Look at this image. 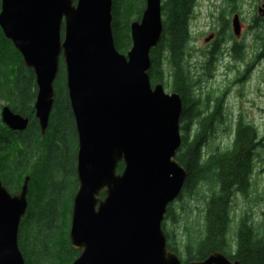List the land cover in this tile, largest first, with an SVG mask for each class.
<instances>
[{"label":"water","instance_id":"water-1","mask_svg":"<svg viewBox=\"0 0 264 264\" xmlns=\"http://www.w3.org/2000/svg\"><path fill=\"white\" fill-rule=\"evenodd\" d=\"M111 6L112 0H0V30L33 72L41 136L61 59L64 65L77 137L68 241L79 255L71 264H183L167 250L162 228L186 178L175 159L182 102L162 84L151 86L147 75L162 34L161 0H144L139 20L130 23L125 55L114 47ZM257 13L264 18V4ZM232 30L240 35L236 15ZM0 118L9 130L28 125L7 106ZM28 182L25 177L11 196L0 181V264H24L17 235ZM186 264L239 263L212 252Z\"/></svg>","mask_w":264,"mask_h":264},{"label":"trees","instance_id":"trees-1","mask_svg":"<svg viewBox=\"0 0 264 264\" xmlns=\"http://www.w3.org/2000/svg\"><path fill=\"white\" fill-rule=\"evenodd\" d=\"M234 4L236 0H226ZM193 0H161L162 34L159 44L149 54L147 71L151 86L162 84L177 93L182 102L179 120L180 146L175 159L186 172L179 197H197L206 189L203 223L186 233L181 256L176 240L165 227V220L177 221L173 203L167 207L162 228L168 251L174 252L183 264L200 261L212 252H221L239 264H264V234L253 228L247 216H241L229 238L230 204L235 194L247 195L252 185L255 164L264 149V137L255 128L239 119L234 126L228 147L205 154L204 148L211 125L220 117L219 102L203 115L199 100L192 96V83L185 67V52L190 40L188 22ZM144 0H112L111 30L115 49L126 54L131 46L130 23L139 20ZM234 6L228 14H231ZM222 27L228 20L220 17ZM254 28L264 31V19L252 18ZM264 58V44L262 43ZM239 47L231 49L238 60ZM213 58V53H211ZM55 99L48 125L41 136L33 116L36 85L33 72L23 64L19 53L0 30V107L29 119L22 133L8 130L0 122V181L9 193L19 191L29 178L27 208L18 228L17 242L24 264H71L79 255L70 247L68 229L73 195L77 188V137L65 88L62 59L54 81ZM192 121H197L194 130ZM191 132V133H190ZM264 153V151H263ZM119 163L117 173L122 171ZM18 193V192H17ZM197 195V196H196ZM175 200V201H176Z\"/></svg>","mask_w":264,"mask_h":264},{"label":"rangeland","instance_id":"rangeland-1","mask_svg":"<svg viewBox=\"0 0 264 264\" xmlns=\"http://www.w3.org/2000/svg\"><path fill=\"white\" fill-rule=\"evenodd\" d=\"M264 0H236L228 4L226 0H193L188 22L190 40L185 52V67L192 83V96L199 100L198 108L203 115L209 113L219 102L220 117L211 125L204 152L228 147L234 134V126L241 119L253 126L259 137H264V58L259 60L246 79L237 81L242 76L251 56L261 52L264 31L254 28L252 18L260 17L257 9ZM234 10L228 14L231 7ZM237 16L240 35L232 30V19ZM228 20L222 27L220 17ZM130 35V34H129ZM213 35L212 39H206ZM240 48L238 60L234 59L231 47ZM215 44V45H214ZM264 44V43H263ZM215 46V48H214ZM214 51L211 58L210 51ZM170 93L169 88L164 89ZM197 121L191 125L194 130ZM191 133V132H190ZM264 149L259 148L255 164L252 185L247 195L237 193L230 204L229 238L234 239V232L241 216H247L253 228L264 234ZM203 193L197 197L182 196L173 203L177 221L165 220L166 229L172 233L179 251L186 253L181 244L185 242L186 233L197 224L203 223L205 208Z\"/></svg>","mask_w":264,"mask_h":264},{"label":"flooded vegetation","instance_id":"flooded-vegetation-1","mask_svg":"<svg viewBox=\"0 0 264 264\" xmlns=\"http://www.w3.org/2000/svg\"><path fill=\"white\" fill-rule=\"evenodd\" d=\"M263 5V4H262ZM261 5V6H262ZM260 8L261 7H259L258 9H257V11L258 10H260ZM261 13V15H262V12H260ZM260 15V17L262 18V19H264L262 16ZM212 37H213V35H211ZM215 45V44H214ZM233 47V46H232ZM232 47H231V49H232ZM214 48H215V46H214ZM211 53H214V51L212 50V51H210ZM211 53H209L210 55H211ZM263 60V54H262V50H261V52H259V53H256V54H254V56H251V61L253 60V62L251 63V64H247L246 65V67H245V69H244V72L242 73V76L240 77V79H238L237 81H243V80H245L246 79V76H247V74L250 72V71H253L254 70V68H255V66L257 65V62L259 61V60ZM54 99H55V97H54ZM4 106H7V105H3V106H1L0 107V111H1V108L2 107H4ZM33 106V105H32ZM8 107V106H7ZM9 108V107H8ZM10 109V108H9ZM53 109V108H52ZM11 110V109H10ZM32 110H33V107H32ZM13 112V111H12ZM14 113V112H13ZM183 113V112H182ZM182 113H181V115H182ZM14 114H16V113H14ZM19 115V114H18ZM21 117H23V118H26V119H28L27 117H25V116H22V115H20ZM33 116H34V110H33ZM34 118H35V116H34ZM35 120H36V118H35ZM0 122H1V118H0ZM36 122H37V120H36ZM194 123V121H192V124ZM1 124H2V122H1ZM38 124V123H37ZM3 126H5L4 124H2ZM28 125H29V119H28ZM28 125H27V127H28ZM6 127V126H5ZM27 127H26V129H27ZM39 127V126H38ZM7 128V127H6ZM8 129V128H7ZM25 129V130H26ZM9 130V129H8ZM25 130H23V131H13V130H10L11 132H15V133H22V132H24ZM22 185V184H21ZM7 190V189H6ZM8 192V191H7ZM17 192H19V191H17ZM17 192L15 191V193H9L11 196H13V195H16L17 194ZM27 195V194H26Z\"/></svg>","mask_w":264,"mask_h":264},{"label":"bare ground","instance_id":"bare-ground-1","mask_svg":"<svg viewBox=\"0 0 264 264\" xmlns=\"http://www.w3.org/2000/svg\"><path fill=\"white\" fill-rule=\"evenodd\" d=\"M76 166V165H75Z\"/></svg>","mask_w":264,"mask_h":264}]
</instances>
